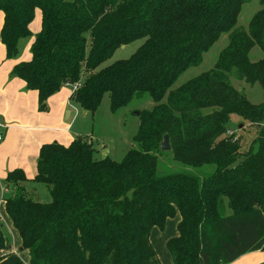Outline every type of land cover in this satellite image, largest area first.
<instances>
[{
	"label": "trees",
	"instance_id": "16d2710c",
	"mask_svg": "<svg viewBox=\"0 0 264 264\" xmlns=\"http://www.w3.org/2000/svg\"><path fill=\"white\" fill-rule=\"evenodd\" d=\"M247 1L0 0L6 59L18 57L35 11L41 13L31 60L11 72L37 92L39 111L71 85L78 86L71 102L92 115L105 94L112 113L143 95L155 104L139 113L136 148L119 162L95 159L80 138L67 147L43 145L31 181L46 187L49 203L26 191L30 181L21 170L6 175L12 195L4 200L5 212L29 264H160L150 232L176 213L178 236L166 244L173 264H230L264 251V96L252 105L229 83L232 76L264 92V0L247 31L234 30ZM224 33L228 45L213 70L172 90ZM137 40L144 42L128 59L96 71ZM255 47L263 58L250 63ZM82 72L88 76L79 84ZM232 116L255 128L245 150L229 133ZM164 137L176 162L213 165V173L157 176ZM0 264H24L1 225Z\"/></svg>",
	"mask_w": 264,
	"mask_h": 264
},
{
	"label": "crops",
	"instance_id": "0c3cea01",
	"mask_svg": "<svg viewBox=\"0 0 264 264\" xmlns=\"http://www.w3.org/2000/svg\"><path fill=\"white\" fill-rule=\"evenodd\" d=\"M34 18V24L31 22L29 25L31 39L17 58L6 59L5 48L0 44V133L3 137L0 141V198L12 195V189L5 185L9 172L18 169L29 181L33 180L39 150L43 145L58 143L67 147L72 141L79 139V133L74 126L77 105L70 100L73 94L70 86H65L52 95L46 102V111L41 112L38 109L37 92L27 90L22 80L11 77L12 69L16 65L31 60L30 47L41 28L40 11H35ZM2 24L3 14L0 12V30ZM5 194L8 196L4 197ZM180 220L176 213L174 218L166 220L162 230L153 228L150 232V244L160 264H173L166 244L178 236L177 226ZM0 225L12 252L24 264H29V254L21 249L20 237L6 215L4 199L0 205ZM263 263L264 251H256L230 264Z\"/></svg>",
	"mask_w": 264,
	"mask_h": 264
},
{
	"label": "rangeland",
	"instance_id": "374dc122",
	"mask_svg": "<svg viewBox=\"0 0 264 264\" xmlns=\"http://www.w3.org/2000/svg\"><path fill=\"white\" fill-rule=\"evenodd\" d=\"M261 8L260 0H249L243 4L236 19L234 30L247 31L252 17ZM34 19L35 18L32 20L33 24L35 22ZM30 39L31 36L20 41L19 55L23 52ZM228 41L229 33L221 34L217 42L202 55L201 63L186 70L178 78L171 89H176L188 80H191L202 73L213 70L219 54L225 47H227ZM143 42L144 40H137L117 49L112 57L104 62L96 71L105 68L116 61L128 59L143 44ZM262 58L263 54L257 47L253 48L248 55L250 63H257ZM87 76V73L82 72L79 84H81ZM229 83L236 92L244 96L248 103L258 105L263 101L264 92L259 85L256 84L250 87L244 82L235 80L232 76L229 77ZM77 87L78 86L76 85H71L70 89H73L74 92ZM162 103H165V99ZM109 105V96L108 94H105L97 111L93 115L76 106L75 109L77 116L75 118L74 126L77 133H79V138L89 143L96 151L95 159H102L104 153H106V156L110 159L119 162L129 150L136 148V145L133 142V137L136 135L139 126V120L136 113L139 114L143 111H150L155 104L149 96L143 95L140 98H134L126 108L120 109L115 113L110 111ZM73 113H75V111H73ZM228 128L229 133H233L234 137L238 138L244 150L247 149L255 135V128L237 116L231 117V122L229 123ZM214 169L215 167L213 165L192 168L180 164L174 160V155L171 150L167 152L160 151L157 156L156 174L159 177L170 174H185L199 178H206L213 173ZM1 184L3 185V182H1ZM24 187L28 193H33L34 200L40 203L50 202V196L44 185L30 181L25 183ZM7 196V194L4 195V197ZM0 199L5 200L6 198L1 197Z\"/></svg>",
	"mask_w": 264,
	"mask_h": 264
},
{
	"label": "water",
	"instance_id": "95a60500",
	"mask_svg": "<svg viewBox=\"0 0 264 264\" xmlns=\"http://www.w3.org/2000/svg\"><path fill=\"white\" fill-rule=\"evenodd\" d=\"M136 115L138 116L139 114L136 113ZM160 151H162V152L170 151V146H169V142H168L167 137H164L162 143L160 144Z\"/></svg>",
	"mask_w": 264,
	"mask_h": 264
},
{
	"label": "built area",
	"instance_id": "2783aa9c",
	"mask_svg": "<svg viewBox=\"0 0 264 264\" xmlns=\"http://www.w3.org/2000/svg\"><path fill=\"white\" fill-rule=\"evenodd\" d=\"M2 135H1V133H0V141L2 140ZM1 203H2V199H0V205H1Z\"/></svg>",
	"mask_w": 264,
	"mask_h": 264
}]
</instances>
